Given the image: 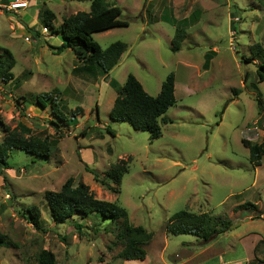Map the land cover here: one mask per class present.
<instances>
[{
    "label": "rangeland",
    "instance_id": "1",
    "mask_svg": "<svg viewBox=\"0 0 264 264\" xmlns=\"http://www.w3.org/2000/svg\"><path fill=\"white\" fill-rule=\"evenodd\" d=\"M28 1L17 13L0 9V48L12 54L16 79L0 82V120L11 129L23 125L56 146L49 159L22 151L8 158L12 169L0 175V232L8 238L0 264H36L42 250L54 255L55 264H264V154L255 167L241 143L264 146V82L256 75L264 65V0H109L128 26L92 38L102 49L115 42L127 48L103 76L80 70L70 50L55 54L51 47L61 39L43 33L38 18L50 11L57 29L63 19L88 12L90 2ZM179 26L186 38L172 52ZM255 44L263 48L258 57L250 52ZM170 74L176 103L162 116L168 122L160 123L158 139L109 119L117 95L110 80L122 87L133 75L148 95L157 96ZM44 93L48 103L61 101L68 115L80 108L77 125L53 117L50 107H38L35 97ZM128 159V172L115 186L105 173ZM85 167L118 192L94 181ZM68 179L116 203L131 225L152 234L143 261L117 258L118 222L75 216L79 232L72 221L53 222L44 193L59 191ZM29 207L39 210L41 230L22 218ZM182 210L219 218L226 230L208 241L167 234L168 219Z\"/></svg>",
    "mask_w": 264,
    "mask_h": 264
},
{
    "label": "trees",
    "instance_id": "2",
    "mask_svg": "<svg viewBox=\"0 0 264 264\" xmlns=\"http://www.w3.org/2000/svg\"><path fill=\"white\" fill-rule=\"evenodd\" d=\"M73 1H89V11L78 12L63 19L57 29H54L53 13L43 10L38 15L39 20L42 21V28H47L53 35L61 39L60 46L51 48L58 55L64 50H70L82 65L80 70H93L94 73L97 72L102 76L108 74L118 65L127 46L125 43L115 42L106 49H102L93 40L92 35L114 28L127 27L128 24L120 20L121 10L114 1ZM28 31L32 32L29 29ZM185 38L186 30L180 26L176 27L171 40L172 52L180 50ZM250 52L252 57H258L263 52V48L260 44H255L250 48ZM245 61H251V58H247ZM14 66L15 60L12 54L7 49L0 48V82L16 81L12 73ZM207 66L208 61L203 67L207 68ZM256 75L259 82H264L263 64L259 65ZM108 84L117 93L109 112V119L112 122H126L134 130L147 132L150 141L158 139L161 136L160 123L166 124L168 122L162 116L176 103L174 75L170 74L166 77L157 96L148 95L133 75L127 76L122 87H117L114 80H110ZM49 96L48 93L37 95L35 97L37 106L41 109L50 107V114L53 117L58 118L61 122L69 119L71 123L77 125L76 118L82 113V110L77 108L68 115L62 110L61 101L55 102L54 99H51V102L48 103ZM16 103L19 104V101L16 100ZM49 124L54 125V121L49 120ZM0 128L3 133V138L0 140V175L2 177L4 176L3 171L12 169L8 163V158L12 152L22 151L35 157V159L44 160L49 159L51 149L56 146L48 137L32 136L30 129L23 125L11 129L0 120ZM105 130L111 133L108 127ZM241 143L248 150L249 162L255 167L261 166L264 154L263 144H253L245 139H242ZM35 159L31 161L32 164L36 162ZM129 163L130 160L128 159L119 160L112 164L105 173L107 179L111 180L115 186H119L124 175L128 172ZM85 170L92 173L94 181L99 182L97 173L87 167ZM3 179L6 180L5 177ZM99 183L113 193L118 192L103 181ZM44 197L49 215L56 225H63L72 221L73 227L79 232L81 227L74 221L75 216L81 218L92 216L95 220L118 222L119 232L115 236V241L119 244L120 251L117 253V258L122 261H143L145 259L144 248L150 242L152 234L140 226L131 225L126 210L116 203L97 199L88 186L83 183L75 185L72 179L66 180L57 192H45ZM22 218L34 229L41 230L40 213L37 208H27L26 215L23 214ZM226 226L227 224L221 219L211 217L206 213L195 215L182 210L174 213L168 219L165 230L171 236L189 235L208 241L212 236L225 232ZM7 240V236L0 232V248L7 246ZM36 264H55V257L50 251L42 250L37 256Z\"/></svg>",
    "mask_w": 264,
    "mask_h": 264
},
{
    "label": "built area",
    "instance_id": "3",
    "mask_svg": "<svg viewBox=\"0 0 264 264\" xmlns=\"http://www.w3.org/2000/svg\"><path fill=\"white\" fill-rule=\"evenodd\" d=\"M29 6L28 0H0V9L5 10L10 13H17L21 10L27 9ZM43 33H47V28H42ZM25 41H29V38L26 37Z\"/></svg>",
    "mask_w": 264,
    "mask_h": 264
}]
</instances>
